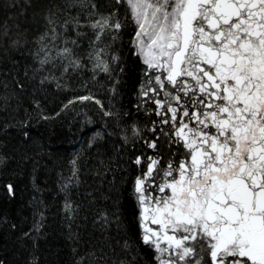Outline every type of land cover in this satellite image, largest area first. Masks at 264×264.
I'll return each mask as SVG.
<instances>
[{
	"label": "snow or ice",
	"instance_id": "snow-or-ice-1",
	"mask_svg": "<svg viewBox=\"0 0 264 264\" xmlns=\"http://www.w3.org/2000/svg\"><path fill=\"white\" fill-rule=\"evenodd\" d=\"M76 2L95 32L88 58L99 62L92 70L111 74L102 38L117 39L125 24L95 11L93 0ZM114 2L136 26L133 55L144 66L137 107L152 104L145 111L159 117L149 131L160 135L144 141L156 154L133 161L141 169L133 195L142 243L157 254L156 264H264V0ZM69 23L81 26L77 16L64 31ZM38 43L42 65L83 67L68 46L77 40L55 27ZM77 100L119 118L91 95L64 107ZM131 132L141 137L135 124ZM161 135L174 149L167 160L159 154Z\"/></svg>",
	"mask_w": 264,
	"mask_h": 264
},
{
	"label": "trees",
	"instance_id": "trees-1",
	"mask_svg": "<svg viewBox=\"0 0 264 264\" xmlns=\"http://www.w3.org/2000/svg\"><path fill=\"white\" fill-rule=\"evenodd\" d=\"M93 2L95 11L125 24L117 39L102 38L111 74L92 70L99 62L88 58L95 32L76 0H0V264H156L141 241L133 195L141 169L133 161L156 154L144 141L160 135L149 131L159 117L145 111L152 104L137 107L144 66L133 55L136 26L125 6ZM77 16L81 26L69 23L64 31ZM52 27L77 40L68 46L82 68L40 63L38 38ZM89 95L119 118L94 101L64 107ZM133 124L140 138L132 136ZM159 145L167 160L174 149L162 135Z\"/></svg>",
	"mask_w": 264,
	"mask_h": 264
},
{
	"label": "flooded vegetation",
	"instance_id": "flooded-vegetation-1",
	"mask_svg": "<svg viewBox=\"0 0 264 264\" xmlns=\"http://www.w3.org/2000/svg\"><path fill=\"white\" fill-rule=\"evenodd\" d=\"M155 255H157V254L155 253Z\"/></svg>",
	"mask_w": 264,
	"mask_h": 264
}]
</instances>
